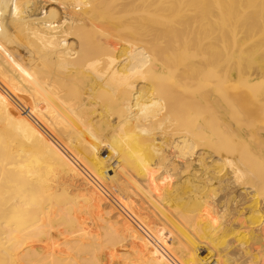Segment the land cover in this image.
<instances>
[{
  "label": "bare ground",
  "instance_id": "bare-ground-1",
  "mask_svg": "<svg viewBox=\"0 0 264 264\" xmlns=\"http://www.w3.org/2000/svg\"><path fill=\"white\" fill-rule=\"evenodd\" d=\"M126 1L96 20L63 0H0V264H264V196L244 197L264 184L249 171L264 163V83L254 84L264 79V49L237 45L238 33L264 36V0H237L231 38L229 26L207 23L216 53L234 65L224 88L241 86L215 109L205 79L218 55L175 64L191 23L123 21ZM69 27L97 38L72 47L62 36ZM140 32L146 49L118 50L116 35ZM106 50L121 55L113 71L148 68L156 82L126 87L116 104L99 89L104 77L79 76L100 72ZM73 53L92 56L74 74ZM118 104L130 108L125 118ZM259 105L261 124L248 125ZM225 143L224 166L206 158Z\"/></svg>",
  "mask_w": 264,
  "mask_h": 264
},
{
  "label": "rangeland",
  "instance_id": "rangeland-1",
  "mask_svg": "<svg viewBox=\"0 0 264 264\" xmlns=\"http://www.w3.org/2000/svg\"><path fill=\"white\" fill-rule=\"evenodd\" d=\"M64 4L67 5V9H70L72 12L80 15L87 11L90 14H93L97 16L96 20H102V17H104L107 14V11L111 12L114 10V8H118L121 3L123 4L124 0H63ZM129 1V0H128ZM132 3L127 8L120 9L122 11L121 13V20L126 22H145L149 25L153 24V26H156L158 28L163 29H176L178 25L183 23H191L193 30V34H191V37L186 44L187 48V54L183 56L182 58L178 57L175 58L176 62H182L181 59L188 60L190 62H197L205 57H209L211 53H214L218 55V63L215 64L208 72V76L205 79L207 87L212 92L214 101H213V108L215 109L216 105H220L221 107H224V102L221 104V98L222 96H232L235 94V92H238L241 86L238 85L234 86V93L231 91L228 93V91L224 87H228L229 90H231V84H230V78L226 75L229 74L226 70L232 69L234 65H232V62H226L225 59L221 60V51L220 53H216V48L211 45V35L210 38H208L209 29L207 23L210 21H213L214 19L221 22V25L229 26L228 29L225 30L226 36H231L233 33L236 32V27H238L239 17L240 16V10L237 8L236 5L238 4L237 0H230V7L227 8L223 4V0H130ZM129 1V2H130ZM127 2V1H126ZM125 2V3H126ZM248 4H254L250 0H247ZM218 4V6H217ZM217 6V7H216ZM214 11V12H213ZM222 15V17H221ZM101 16V17H100ZM191 26L189 28V31L191 29ZM102 27L105 30H109L110 26L106 25V23H102ZM149 30V29H147ZM222 31V30H221ZM124 32V30H122ZM237 39L239 40L237 45L242 47L243 49H246L250 42H257L259 45L263 46L262 49H264V36H256L252 39H248L245 37L244 34L238 33ZM63 39L66 40L72 47L78 46L82 44V40L85 39V37L93 36L94 38H97V33L94 32L92 34L84 36L82 32L76 30L74 27H69L66 31L62 33ZM116 41L117 45L120 47L118 50H137V49H146V47L149 46L146 41L149 39V35L146 34V32H140L139 34H136L133 38H126L123 33H120V35H116ZM228 38V37H227ZM213 39V38H212ZM229 39V38H228ZM221 42V41H220ZM142 47V48H139ZM219 49V48H217ZM88 53H92L90 55L95 56L98 54L96 51H90ZM90 55L85 54H77L75 55L73 53L72 56L68 59L69 62H67V68L73 71V74L75 73V69H77L80 66H85L90 57ZM182 56V55H177ZM186 57V58H185ZM232 61H237V57H231ZM116 62H121V55L118 54V51L116 50H106L104 54V61L103 64H100L97 66V68L102 69L100 72L95 71L93 69L88 70H82L79 73L80 79H83L87 75H91L93 78L95 77H104L105 81L103 85L105 86V89H102L99 87L100 90H103L106 92L108 98L110 100L115 99L116 104L119 103L120 97H123L125 95L126 87H132L135 88V91L138 90L136 84H140L142 86L154 84L156 82V79L152 78L150 74V70L148 68H144L141 71L132 72V73H125L121 70L113 71L115 67ZM174 64V65H175ZM80 71V70H79ZM78 71V72H79ZM76 71V73H78ZM131 72V69L130 71ZM230 75V74H229ZM264 83V79L259 81H254V84L257 85L259 82ZM158 82H162L161 80H158ZM241 83V82H240ZM261 83L258 85V87L263 88L264 84L261 85ZM234 84V85H235ZM253 84V82H252ZM253 84V85H254ZM241 85H243L241 83ZM254 85V86H255ZM240 86V87H239ZM237 87V88H236ZM257 87V86H256ZM257 87V88H258ZM97 89V87H95ZM193 91L199 90L198 85L194 84L192 87ZM241 89V88H240ZM198 92V91H196ZM232 94V95H231ZM198 96V94H194L193 97ZM230 98V97H229ZM262 105V104H261ZM255 106L256 108H253V115L256 113L255 117H251L249 120L246 121L248 125H259L261 124V118L257 115V112L259 108L261 107ZM143 109L148 108V105H142ZM142 109L139 108V112ZM116 115H119L121 118H125L130 108L125 105H116L115 106ZM227 114V113H226ZM228 117L227 115L225 116ZM214 131L204 132V135L206 136H215L213 135ZM232 154L227 151L226 143L221 146V155L218 154L217 156L209 157L206 156V158H209L213 160L216 164H220L221 166L225 165V157L231 156ZM249 171L254 176L257 175H264V163H253L251 167L249 168ZM263 195L264 196V184L259 186L258 190H254L252 192L245 193L244 197L249 203L252 200H256L257 196ZM248 203H245V207H248ZM249 210V207H248ZM254 217L251 212H247L245 215V221L251 222L247 224V228L249 230H253V224L252 221H254ZM205 255V253L201 252V249L199 251L198 257H202ZM207 255H205V258Z\"/></svg>",
  "mask_w": 264,
  "mask_h": 264
}]
</instances>
